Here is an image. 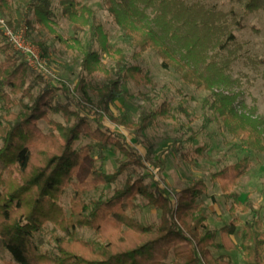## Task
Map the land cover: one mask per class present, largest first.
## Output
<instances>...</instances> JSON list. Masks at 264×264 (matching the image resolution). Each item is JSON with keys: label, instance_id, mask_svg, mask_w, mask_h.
Segmentation results:
<instances>
[{"label": "trees", "instance_id": "trees-1", "mask_svg": "<svg viewBox=\"0 0 264 264\" xmlns=\"http://www.w3.org/2000/svg\"><path fill=\"white\" fill-rule=\"evenodd\" d=\"M244 1L247 11L264 10V0ZM103 4L113 22L130 38L134 58L154 51L164 69L172 68L184 83L209 91V108L234 138L253 151H264L259 122L239 112L235 94L214 92L211 78L200 69L218 28L212 14L196 3L187 5L185 0H103ZM54 5L70 23V39L76 44H81L79 36L89 26L92 28L77 76L82 96L86 97L87 76L97 73L103 81L94 88V108L86 109L87 102L61 81L46 88V78L31 69L4 38L0 42V251L14 264H167L170 252L171 264H230L222 256H213L211 249H236L233 235L240 225L243 264H264V205L255 204L250 196L241 201L235 191L247 168L245 159L212 174L232 216L220 228L208 222L209 211L199 202L208 189L205 176L182 188L174 201L133 169V177L116 188L110 198L87 199L89 192L111 185L128 168L144 167L142 156L100 120L102 113L109 112V103L123 94L126 81L149 85L152 79L139 65L127 63L123 48L109 44L107 33L96 22L94 9L80 0H0V13L12 26L24 21L28 35L30 31L45 30L65 43L54 27ZM147 8L159 12L155 18L157 28L145 18ZM183 29L182 36L189 41L184 52L169 44L173 38L178 42L179 30ZM40 84L43 87L34 94ZM58 91L65 102L58 99ZM16 105L20 108L13 111ZM81 110L92 113L100 127L92 128ZM181 111L179 105L175 112ZM50 113L61 114L64 123L51 119ZM176 113L171 117L178 123ZM168 116L169 106L163 102L155 109L141 111L135 122H126L125 117L114 121L139 133ZM40 120L49 125L48 132L40 129ZM178 128L182 136L193 138L194 133L187 136L189 130L181 123ZM82 135L93 142L76 147ZM178 143L181 149L182 141ZM109 146L125 159L117 160L114 172L105 173L93 153ZM181 157L191 162L188 152L181 151ZM153 165L161 167V162ZM68 188L72 190L69 214L61 204ZM139 196L160 211L156 226L143 225L134 218ZM238 211L246 215L244 221L236 216ZM46 225L54 231L50 249L39 236ZM77 228L91 229L97 238L78 239L74 237Z\"/></svg>", "mask_w": 264, "mask_h": 264}, {"label": "rangeland", "instance_id": "rangeland-1", "mask_svg": "<svg viewBox=\"0 0 264 264\" xmlns=\"http://www.w3.org/2000/svg\"><path fill=\"white\" fill-rule=\"evenodd\" d=\"M80 1L94 9L96 22L101 24L107 33L109 44L123 48L127 63L139 65L152 79V84L149 85H136L130 80L126 81L122 86L123 94L109 103V112L102 113L101 120L99 119L111 130L120 133L127 144L142 156L144 167L128 168L111 185L100 186L99 189L89 192L87 199L110 198L116 188L122 187L128 178L133 177V169L144 176L147 184L158 187L162 193L174 201L182 188L196 178L205 176L208 189L199 202H202L209 211L208 222L220 228L229 223L232 216L228 211L229 203L225 202L221 196L219 186L213 180L212 174L224 166L245 159L247 168L238 180L235 191L241 201L250 196L255 204L264 205V151H253L234 138L223 126L217 113L209 108V91L203 88L196 89L184 83L180 75L172 68L164 69L154 51L148 50L138 58H134L132 55L135 47L126 33L113 22L104 7L103 0ZM185 3L187 5L196 3L206 9L213 15L215 25L218 26L204 54L206 62L200 63L204 76L211 78L214 92L236 95L235 106L239 112L259 122L264 139V10L247 11L244 0H185ZM138 6L143 10L142 4ZM144 13L145 18L157 28L155 18L159 12H155L153 8H147L144 9ZM0 16L8 18L1 13ZM54 19L55 30L65 43L58 41L45 30L30 31L29 35L27 33L28 39L40 49L48 68L56 77L54 80L45 79L43 84L51 89L56 81H61L81 101L87 102L86 109L91 106L94 108L96 103L94 88L103 81V77L96 73L85 78V98L79 89L77 77L80 61L89 45L92 28L89 26L86 32L79 36L81 44H76L70 39L73 36L70 23L61 15L58 6L54 8ZM23 22L20 21L14 27H18ZM183 33L184 29L179 30L178 42L173 38L170 39L169 44L178 51L181 49L184 52L189 41L182 36ZM3 38L7 41L0 31V42L4 40ZM12 48L14 49L13 46ZM207 65L210 66L207 68ZM43 84L34 88V94L39 91V87H43ZM57 97L61 102H65L62 92L58 91ZM163 102L169 106V116L158 120L157 125L139 133L114 121V119L125 117L126 122H135L141 111L155 109ZM179 105L182 111L177 114L175 109ZM19 108L20 106L16 105L12 110L17 111ZM87 111L81 110V113L87 118L91 127H100L93 114L89 115ZM2 112L3 105L0 104V113ZM174 113L179 115L178 123L189 130L187 136L194 133L191 140L182 136L178 123L171 117ZM49 117L64 123V117L61 114L50 113ZM38 123L44 133L49 131V125L44 120ZM180 140L182 141L181 149L178 143ZM91 142L93 140L82 135L75 142V146ZM195 149L201 150L194 152ZM181 151L190 154L191 162L181 157ZM99 152L96 150L93 157L105 173L114 172L118 167L117 160L125 159L112 146ZM158 161L161 162V167L157 168L153 164ZM71 195L72 190L68 188L61 198V204L67 214H69ZM135 203L137 209L133 216L136 220L146 226H156L159 223V210L147 205L140 196ZM236 216L241 221L246 218V215L240 211L236 213ZM262 217L264 218V210ZM240 228L238 225V231L233 235L236 249L230 251L211 249L213 256H222L230 264L244 263L239 246ZM52 233H54L52 226L46 225L42 234L39 235L46 243L47 249L53 245ZM56 236L65 237L64 235ZM74 237L88 241L97 238V235L91 229L77 228ZM172 261L173 255L170 252L167 264H171ZM9 263L14 264L9 255L0 251V264Z\"/></svg>", "mask_w": 264, "mask_h": 264}, {"label": "built area", "instance_id": "built-area-1", "mask_svg": "<svg viewBox=\"0 0 264 264\" xmlns=\"http://www.w3.org/2000/svg\"><path fill=\"white\" fill-rule=\"evenodd\" d=\"M0 31L14 49L22 55L31 69L42 74L48 80L56 78L55 74L48 68L40 49L28 39V27L25 22L14 27L8 23L7 19L0 16Z\"/></svg>", "mask_w": 264, "mask_h": 264}]
</instances>
